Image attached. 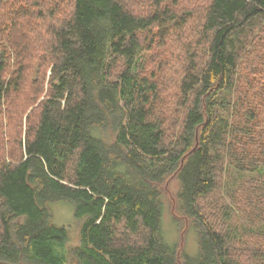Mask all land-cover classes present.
<instances>
[{"label":"trees","instance_id":"1","mask_svg":"<svg viewBox=\"0 0 264 264\" xmlns=\"http://www.w3.org/2000/svg\"><path fill=\"white\" fill-rule=\"evenodd\" d=\"M70 255L264 264V0H0V264Z\"/></svg>","mask_w":264,"mask_h":264},{"label":"rangeland","instance_id":"2","mask_svg":"<svg viewBox=\"0 0 264 264\" xmlns=\"http://www.w3.org/2000/svg\"><path fill=\"white\" fill-rule=\"evenodd\" d=\"M32 71L28 74V78H31ZM28 86H25L26 89ZM32 106H28V111L31 110ZM239 173H237L231 166H227L226 176H225V189L224 193L229 201V193L235 187L237 178H239ZM168 192L164 197V206L160 215V233L161 238L164 242L168 244H175L178 256L181 258L183 254L186 256H193L197 252V241L194 231L186 225L178 224L174 220V203L173 194L177 190V182L172 180L168 186H166ZM53 219L59 224L67 228L68 241L67 248H70L78 243V227L79 220L73 216L72 206L65 203H60L54 205ZM66 264H76L75 260L70 255Z\"/></svg>","mask_w":264,"mask_h":264}]
</instances>
